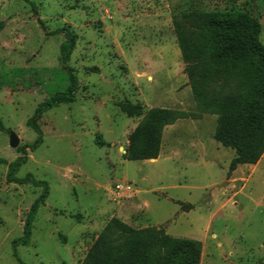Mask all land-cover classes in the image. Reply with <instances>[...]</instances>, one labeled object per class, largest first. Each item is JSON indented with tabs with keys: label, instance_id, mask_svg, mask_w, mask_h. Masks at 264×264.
<instances>
[{
	"label": "rangeland",
	"instance_id": "rangeland-1",
	"mask_svg": "<svg viewBox=\"0 0 264 264\" xmlns=\"http://www.w3.org/2000/svg\"><path fill=\"white\" fill-rule=\"evenodd\" d=\"M228 11L258 22L264 49V0H0V264H81L112 218L198 243L199 264H264V154L230 172L235 151L215 139L217 116L194 97L173 28L183 14ZM61 29L75 37L78 90L43 113L42 144L26 149L16 177L46 182L49 195L29 245L14 249L41 189L8 184V164L36 138L26 121L68 86L63 36L50 34ZM123 103L142 114L126 117ZM152 110L181 117L162 128L156 160L129 161V136Z\"/></svg>",
	"mask_w": 264,
	"mask_h": 264
},
{
	"label": "trees",
	"instance_id": "trees-1",
	"mask_svg": "<svg viewBox=\"0 0 264 264\" xmlns=\"http://www.w3.org/2000/svg\"><path fill=\"white\" fill-rule=\"evenodd\" d=\"M2 28L0 22V30ZM173 28L192 93L204 110L217 116L219 128L215 139L235 151L229 164L230 172L238 166L256 165L264 154V49L258 42V22L238 11L191 12L174 18ZM50 34L63 36L59 59L67 73L68 86L65 92L41 104L26 121V127L36 138L30 146L19 148L22 156L8 164V184L41 189L25 216L22 236L12 242L14 249L17 245H29L37 211L49 195L46 182L36 180L31 174L16 177L26 163V149L34 151L42 144L38 121L43 113L60 104L73 103L78 90L79 81L68 65L75 37L67 29ZM217 80L222 82L221 90L208 96L204 86ZM119 108L128 118L142 114L138 105L123 103ZM180 117L165 110L149 111L129 136L126 159L156 160L162 128ZM0 129L3 130L1 122ZM0 164L5 161L0 160ZM199 257L200 245L196 242L171 238L160 229H134L112 218L93 241L81 264H199ZM16 260L22 264L17 257Z\"/></svg>",
	"mask_w": 264,
	"mask_h": 264
},
{
	"label": "water",
	"instance_id": "water-1",
	"mask_svg": "<svg viewBox=\"0 0 264 264\" xmlns=\"http://www.w3.org/2000/svg\"><path fill=\"white\" fill-rule=\"evenodd\" d=\"M17 145H18V139H17V137L13 133H10L9 134V146L11 148H16Z\"/></svg>",
	"mask_w": 264,
	"mask_h": 264
},
{
	"label": "built area",
	"instance_id": "built-area-1",
	"mask_svg": "<svg viewBox=\"0 0 264 264\" xmlns=\"http://www.w3.org/2000/svg\"><path fill=\"white\" fill-rule=\"evenodd\" d=\"M124 188L126 189V187H125V185H118V186H116V189L117 190H124Z\"/></svg>",
	"mask_w": 264,
	"mask_h": 264
}]
</instances>
